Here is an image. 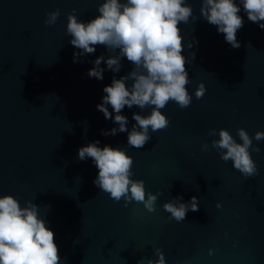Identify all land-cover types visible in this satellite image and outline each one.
<instances>
[{
  "label": "water",
  "instance_id": "obj_1",
  "mask_svg": "<svg viewBox=\"0 0 264 264\" xmlns=\"http://www.w3.org/2000/svg\"><path fill=\"white\" fill-rule=\"evenodd\" d=\"M102 2L0 0V195L40 207L61 264H138L158 259L157 247L167 264H264V140H255V133L264 131V29L248 20L241 4V43L233 48L200 15L201 0H186L193 18L179 27L183 55L190 60L192 103L181 109L169 102L162 109L169 126L136 149L127 145L128 132L103 135L118 127L115 112L105 119L97 110L104 87L133 65L124 57L115 73L102 62L103 80L90 77L95 59L113 53L97 45L95 53L74 62L80 50L66 31L69 12L76 9L78 18L88 21ZM56 9L61 10L57 22L45 25ZM189 41L195 42L192 48ZM201 82L206 92L196 99ZM126 83L131 87L133 81ZM150 111L125 106L128 130L136 123L133 113ZM240 127L261 149L252 152L259 169L254 177L245 178L212 148L219 136H210L211 129L227 128L241 142ZM97 140L100 147L125 148L133 156V179H143L148 192L159 194L155 212L136 202L124 207L123 200L114 201L94 184L97 167L78 153ZM203 143L209 150H202ZM178 196L185 202L199 198V211L189 210L182 222L163 208Z\"/></svg>",
  "mask_w": 264,
  "mask_h": 264
},
{
  "label": "clouds",
  "instance_id": "obj_2",
  "mask_svg": "<svg viewBox=\"0 0 264 264\" xmlns=\"http://www.w3.org/2000/svg\"><path fill=\"white\" fill-rule=\"evenodd\" d=\"M241 4L248 20L259 23L264 29V0H201L200 15L208 23L217 26L218 32L224 34L225 41L233 48L240 47L237 32L243 27ZM61 10L56 9L47 14L45 25H54ZM98 15L88 21L78 18L73 9L67 16V34L72 37L70 43L80 51L74 53V62L86 54H93L97 45L108 49L112 55H100L95 59L94 67L88 71L90 77L103 80L106 62L107 69L118 73L122 67L121 60L126 57L133 68L126 75L112 79L103 92L102 103L97 110L105 119H113L118 127L103 130L105 136L128 132L127 145L136 149L143 148L151 140L152 133L167 128L169 117L162 111L169 102H174L181 109L192 103V94L187 85L190 78L186 65L190 63L183 55V36L180 23L187 24L193 18V7L186 0H103L98 5ZM194 41L187 47L192 48ZM118 50V54L117 53ZM195 53H192L191 60ZM132 80L131 87L127 81ZM206 92L204 82L195 91L196 99H202ZM111 106L112 111L109 110ZM127 106H137L141 110L151 108L144 115L133 113L131 131L128 130V117L122 114ZM212 148L220 153V159L232 161L233 167L245 178L259 174L252 152L261 151L253 145V137L240 127L237 135L241 142L227 128L210 130ZM255 140H264V131L255 133ZM202 150H209L203 143ZM78 158H91L98 169L94 184L100 191L109 194L116 202L124 201V207L130 203H142L148 212L156 211L158 193L148 192L143 179H133L134 158L125 148L111 145L99 146V141L79 148ZM50 206H46L48 209ZM199 198L192 196L190 201H183L182 196L164 202L163 208L177 222L185 220L189 210L199 211ZM217 207H222L220 203ZM40 207L28 200L24 205L13 194L0 195V264H61L59 247ZM213 250H209L211 255ZM158 259L142 258L138 264H167L162 248L155 249Z\"/></svg>",
  "mask_w": 264,
  "mask_h": 264
}]
</instances>
